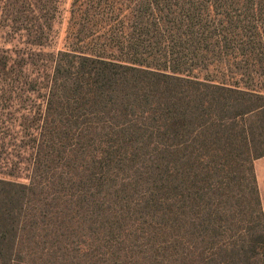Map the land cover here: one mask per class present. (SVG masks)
Returning <instances> with one entry per match:
<instances>
[{
  "label": "trees",
  "instance_id": "1",
  "mask_svg": "<svg viewBox=\"0 0 264 264\" xmlns=\"http://www.w3.org/2000/svg\"><path fill=\"white\" fill-rule=\"evenodd\" d=\"M95 3L45 74L0 55L41 98L0 118V264H264V0ZM59 5L0 0L36 47Z\"/></svg>",
  "mask_w": 264,
  "mask_h": 264
},
{
  "label": "rangeland",
  "instance_id": "2",
  "mask_svg": "<svg viewBox=\"0 0 264 264\" xmlns=\"http://www.w3.org/2000/svg\"><path fill=\"white\" fill-rule=\"evenodd\" d=\"M74 1L75 0H59V12H57V17L55 19V28L51 34L50 40L47 41L45 47H36L31 45L32 43L29 38L24 37L27 33L19 34L18 28L12 29L9 25L10 23L4 20L5 14H3L2 8L0 7V55L5 54H18V59L20 61L22 57H25L24 68L35 73V75H43L50 68L51 57L48 53L58 52L62 50L66 43H70V29L74 27L77 32L79 29H82L84 24L88 22L84 19H77L76 21H71L72 11L74 10ZM87 1V0H86ZM131 0H98V4L95 5L98 7L95 15V19L99 20V17L104 13L103 9H106L108 5L114 6L117 5H126ZM119 4V5H118ZM100 10L102 12H100ZM108 12V11H107ZM117 20V17H115ZM101 21H107V17L103 16ZM23 35V36H21ZM85 36V34H83ZM78 42L77 40H75ZM73 43V42H71ZM33 52H42V54H35ZM32 99L26 97V94L20 91H13L6 87H1L0 85V118L3 116H8L11 118L13 115L10 113L9 108L14 106L13 112L17 110H24L27 106H32L35 110L41 104V98L38 94H32ZM21 97V98H20ZM15 116H20V114L15 113Z\"/></svg>",
  "mask_w": 264,
  "mask_h": 264
},
{
  "label": "crops",
  "instance_id": "3",
  "mask_svg": "<svg viewBox=\"0 0 264 264\" xmlns=\"http://www.w3.org/2000/svg\"><path fill=\"white\" fill-rule=\"evenodd\" d=\"M255 172L264 210V157L255 161Z\"/></svg>",
  "mask_w": 264,
  "mask_h": 264
}]
</instances>
